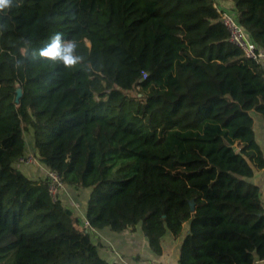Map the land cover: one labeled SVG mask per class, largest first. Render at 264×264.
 I'll return each instance as SVG.
<instances>
[{"label":"trees","instance_id":"16d2710c","mask_svg":"<svg viewBox=\"0 0 264 264\" xmlns=\"http://www.w3.org/2000/svg\"><path fill=\"white\" fill-rule=\"evenodd\" d=\"M227 2L264 51V0ZM215 5L0 0V264H120L18 170L28 139L65 188L87 191L93 229L140 225L161 255L187 225L177 264L264 261V70Z\"/></svg>","mask_w":264,"mask_h":264},{"label":"crops","instance_id":"0c3cea01","mask_svg":"<svg viewBox=\"0 0 264 264\" xmlns=\"http://www.w3.org/2000/svg\"><path fill=\"white\" fill-rule=\"evenodd\" d=\"M215 4L225 8H233L227 0H214ZM262 69L264 70V59L259 63ZM260 128V135L256 133L258 143L264 152V123L261 121L258 122L256 128ZM27 136V134H26ZM36 154L35 149L32 145L31 140L26 144L25 155L26 154ZM18 166L23 168L20 170L23 174L26 173L28 178L34 180H40L43 178L44 173L40 168L31 167V166ZM25 175V174H24ZM26 176V175H25ZM253 182L258 186L260 191V198L262 201V206L264 209V168L258 171H255ZM70 197V199L75 202L76 206H80V209L77 206V211L75 216L80 214H85V206L88 197L87 191L83 190H70L65 189ZM82 193L83 195H79ZM65 201L67 206L71 205L69 199L64 197L62 199ZM188 226H184L183 235L187 233ZM97 235L99 240H93L98 247V252L100 256L107 262L113 263L118 262L120 264H177L178 255H179V246L182 240V237L174 239L168 233L163 237L162 248L163 252L161 255L154 254L147 243L146 237L143 235L140 225L136 226L134 229H126L120 233L111 232L108 229L97 230ZM256 264H264L263 262H257Z\"/></svg>","mask_w":264,"mask_h":264},{"label":"built area","instance_id":"2783aa9c","mask_svg":"<svg viewBox=\"0 0 264 264\" xmlns=\"http://www.w3.org/2000/svg\"><path fill=\"white\" fill-rule=\"evenodd\" d=\"M216 11L220 16L222 25L225 27L229 35V41L236 46L246 58L260 63L264 59V51L258 50L256 44L249 38L247 32L239 25L236 19V12L234 8H225L215 5ZM145 77V74H143ZM19 166H31L40 168L44 176L40 181L47 187L48 196L51 202L56 203L61 201L64 197L69 199L71 205L67 206L70 212L74 215L77 211V206L74 204L67 191L61 177L52 169L40 163L35 154H26L20 157L17 161ZM76 228L82 235H88L93 240H99L97 230L93 229L85 218V214L75 216Z\"/></svg>","mask_w":264,"mask_h":264},{"label":"water","instance_id":"95a60500","mask_svg":"<svg viewBox=\"0 0 264 264\" xmlns=\"http://www.w3.org/2000/svg\"><path fill=\"white\" fill-rule=\"evenodd\" d=\"M18 91H21L20 88H17L16 89V97H15V102L16 103L19 101V98L21 96L20 92H18ZM189 206H190V211L193 212V210H194L193 202H190V205Z\"/></svg>","mask_w":264,"mask_h":264},{"label":"rangeland","instance_id":"374dc122","mask_svg":"<svg viewBox=\"0 0 264 264\" xmlns=\"http://www.w3.org/2000/svg\"><path fill=\"white\" fill-rule=\"evenodd\" d=\"M18 92H20V94H21V91H18ZM21 97V96H20ZM259 122V121H258ZM258 124V123H257ZM256 133L257 134H259L260 133V128L258 127V128H256ZM260 135V134H259ZM259 137H261V135L259 136ZM259 137L257 138V141H258V139H259ZM20 170H23V168H19ZM26 176H27V174L26 173H24ZM79 195H83L82 193H79ZM80 204V203H79ZM78 204V205H79ZM77 205V206H78ZM78 208L80 209V206H78Z\"/></svg>","mask_w":264,"mask_h":264}]
</instances>
